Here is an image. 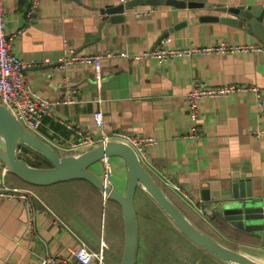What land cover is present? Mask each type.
<instances>
[{
    "label": "crops",
    "instance_id": "0c3cea01",
    "mask_svg": "<svg viewBox=\"0 0 264 264\" xmlns=\"http://www.w3.org/2000/svg\"><path fill=\"white\" fill-rule=\"evenodd\" d=\"M124 1L40 0L33 6L32 0H3L13 51L34 62L24 71L31 88L46 97H59L67 89L77 91L74 103L60 104L52 115L44 117L37 134L60 153H71L66 150V144L76 137L68 124L98 133L94 113L101 110L103 129L107 133L122 129L155 137L157 143L149 150L153 166L164 170L201 201L206 214H200L154 175L169 197L204 231L264 263L260 239L230 226L214 207H207L200 195L203 181L235 177L251 178L255 186L264 190V134H255L257 130H264V49L197 54L165 62L120 57L102 58L94 65L61 61L65 46L80 55L106 51L135 54L157 47L159 40L166 36L171 38V47L221 42L263 44L245 25L201 21L200 16L217 13L205 7L136 6L126 10L123 21L112 22L108 18L99 32L104 22L101 10ZM203 1L245 7L264 4V0ZM140 8L150 13L137 17L134 10ZM183 21L187 24L176 29L175 25ZM19 29L21 33H17ZM195 78L210 85H256L260 88L263 109L259 110L252 91L219 99L204 98L200 102L199 138H188L193 120L186 96ZM22 157L35 166L48 164H35L38 159L33 153ZM110 160L114 171L111 186L124 193L128 181L125 162L120 157ZM3 166L0 161V187H21L15 182L8 183L9 173H4ZM93 169L102 175L103 163L95 164ZM62 183L33 189L38 198H34L35 219L31 232L26 231L28 212L24 204L16 198L0 196V264H38L44 254L69 258L70 250L80 247L81 241L93 249L106 243L107 263L121 264L125 245L121 206L102 198V193L86 181ZM144 207L149 208L156 223H162L167 230L179 231L151 196L138 189L136 264H144L147 259L155 264L158 252L151 251V244L144 242L141 234L140 211ZM148 221L151 225L154 223ZM200 256L209 264H223L208 253Z\"/></svg>",
    "mask_w": 264,
    "mask_h": 264
},
{
    "label": "water",
    "instance_id": "95a60500",
    "mask_svg": "<svg viewBox=\"0 0 264 264\" xmlns=\"http://www.w3.org/2000/svg\"><path fill=\"white\" fill-rule=\"evenodd\" d=\"M162 5L213 8L216 14L202 15L200 20L220 21L232 26L245 25L264 45V4L245 7L203 0H126L117 6H107L101 10L104 22L99 32L108 18L112 22L123 21L128 9ZM186 24L187 21L180 22L175 28L180 29ZM20 146L30 148L50 164L35 166L28 163L18 153ZM112 157L122 158L127 167L128 181L124 193L106 183L93 169L95 164ZM0 161L4 165V173L16 174L28 183L51 185L82 179L94 185L102 195L116 201L121 206L125 228L121 264H136L139 230L135 196L140 188L151 196L182 235L223 264H264L239 248L218 240L193 222L156 181L151 171L141 162L136 150L126 142L108 140L84 152L61 155L55 147L24 125L7 105L0 102ZM200 195L207 202V207H214L230 226L251 233L264 246V190L255 186L251 178L203 181Z\"/></svg>",
    "mask_w": 264,
    "mask_h": 264
},
{
    "label": "built area",
    "instance_id": "2783aa9c",
    "mask_svg": "<svg viewBox=\"0 0 264 264\" xmlns=\"http://www.w3.org/2000/svg\"><path fill=\"white\" fill-rule=\"evenodd\" d=\"M40 0H32V5L36 6ZM126 13V11H125ZM150 11L142 8L134 10V15L142 17L149 14ZM22 29L17 30L21 33ZM11 35L7 29V17L0 0V102L7 105L13 113L30 130L37 133L43 123L46 115H52L60 104H71L76 101V90L67 89L59 97H46L33 90L24 77L25 69L33 65L13 51L11 45ZM171 38L166 36L159 40L157 47L143 52L132 54L127 51H106L97 52L88 55L75 54L73 50L65 46L64 56L61 58L63 63H84L88 65L97 64L102 58H134V59H152L158 62L193 56L197 54H223L238 53L249 50L264 49V45L256 44H228L221 42L206 46L189 45L187 47H171ZM63 66V65H62ZM252 91L257 97V106L260 111L263 109L260 88L256 85L229 83V84H206L204 81L195 78L191 83V89L186 96L189 106V113L193 120L191 132L186 135L188 138H199V116L200 102L204 98H224L236 92ZM94 121L99 132H93L90 129L78 127L74 123H69L75 141L66 144V150L72 152H84L90 148L108 140L122 141L130 144L138 153L141 162L157 176L166 186L171 187L177 192L190 206H193L200 214H206V209L202 202L194 198L178 181L172 179L164 170L156 169L149 156V150L157 143L153 136L135 134L127 130H115L112 133L104 131V114L101 110L94 113ZM256 135L264 134V130H257ZM18 153L22 155L24 150L22 146L18 148ZM103 163V173L101 177L106 183H111L114 171L110 159H105ZM0 196L13 197L22 202L27 209L28 218L25 223L26 231L31 232L35 219L34 198H38L36 192L29 187H18L3 185L0 187ZM108 199L106 195H102ZM106 243H102L98 249H93L86 242L81 241L80 247L70 250L69 258L57 254H44L39 258L38 264H108L105 258Z\"/></svg>",
    "mask_w": 264,
    "mask_h": 264
},
{
    "label": "rangeland",
    "instance_id": "374dc122",
    "mask_svg": "<svg viewBox=\"0 0 264 264\" xmlns=\"http://www.w3.org/2000/svg\"><path fill=\"white\" fill-rule=\"evenodd\" d=\"M138 194H140V192ZM138 203L137 197V205ZM140 216L142 220V238L144 242L151 244L150 249L152 252L155 250L158 252L154 262L155 264H209L200 256L201 254L207 253L199 251L193 242L183 237L184 235L179 232H175V230L172 229L167 230L163 227L162 223H156V221L153 220L154 218L152 219L149 208L144 207L141 209ZM148 220L154 223L151 225ZM157 241H159V244H157ZM151 261L152 260L147 259L144 264H150Z\"/></svg>",
    "mask_w": 264,
    "mask_h": 264
},
{
    "label": "trees",
    "instance_id": "16d2710c",
    "mask_svg": "<svg viewBox=\"0 0 264 264\" xmlns=\"http://www.w3.org/2000/svg\"><path fill=\"white\" fill-rule=\"evenodd\" d=\"M22 148H23V150H24V153L22 154V155H24V154H26V153H33L34 154V156L38 159V161H37V163H35V164H37V165H40V164H42L43 162L44 163H48V164H50L45 158H43L41 155H39V154H37L36 152H34V151H32V150H30V148H28V147H26V146H22ZM57 151H58V149H56ZM59 152V151H58ZM60 153V152H59ZM61 155H65V153H60ZM67 154H70V153H67ZM26 158H27V160L29 161V162H31V160L26 156ZM155 177V176H154ZM12 179H14L15 181H11ZM155 179H156V177H155ZM77 180H82V179H76V180H71V181H77ZM83 181H86V180H83ZM156 181L160 184V185H162L161 183H160V181H158V179H156ZM11 182H15L16 184H18V185H20V186H23V187H29V188H32V189H34V188H36V187H39V186H43V185H35V184H32V183H28V182H26V181H24L23 179H21L20 177H18L16 174H13V173H9V177H8V183H11ZM86 182H88V181H86ZM88 183H90V182H88ZM57 184V183H56ZM63 183L62 182H60V183H58V185H62ZM91 184V183H90ZM162 187V186H161ZM163 188V187H162ZM101 196H102V194H101ZM174 199H175V201L178 203V204H181V202L179 201V200H177L174 196H172ZM102 198H103V196H102ZM108 200H109V198H108ZM105 258H106V255H105Z\"/></svg>",
    "mask_w": 264,
    "mask_h": 264
}]
</instances>
